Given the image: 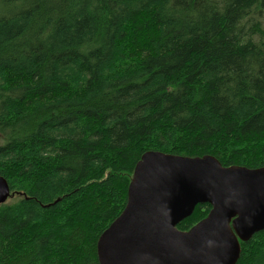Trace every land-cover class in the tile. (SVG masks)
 I'll list each match as a JSON object with an SVG mask.
<instances>
[{"label": "trees", "instance_id": "1", "mask_svg": "<svg viewBox=\"0 0 264 264\" xmlns=\"http://www.w3.org/2000/svg\"><path fill=\"white\" fill-rule=\"evenodd\" d=\"M0 140V264H98L144 153L264 167V0H0Z\"/></svg>", "mask_w": 264, "mask_h": 264}, {"label": "water", "instance_id": "2", "mask_svg": "<svg viewBox=\"0 0 264 264\" xmlns=\"http://www.w3.org/2000/svg\"><path fill=\"white\" fill-rule=\"evenodd\" d=\"M0 176V205L10 197ZM198 204L207 216L176 229ZM264 229V167H223L211 156L155 151L135 165L120 215L99 236L98 264H236L240 246Z\"/></svg>", "mask_w": 264, "mask_h": 264}, {"label": "rangeland", "instance_id": "3", "mask_svg": "<svg viewBox=\"0 0 264 264\" xmlns=\"http://www.w3.org/2000/svg\"><path fill=\"white\" fill-rule=\"evenodd\" d=\"M0 143H1V140H0ZM20 197V195L18 196V195H12V198H10V201H13L14 199H17V198H19ZM9 201V200H8ZM9 201V202H10Z\"/></svg>", "mask_w": 264, "mask_h": 264}, {"label": "bare ground", "instance_id": "4", "mask_svg": "<svg viewBox=\"0 0 264 264\" xmlns=\"http://www.w3.org/2000/svg\"><path fill=\"white\" fill-rule=\"evenodd\" d=\"M240 246V245H239Z\"/></svg>", "mask_w": 264, "mask_h": 264}]
</instances>
